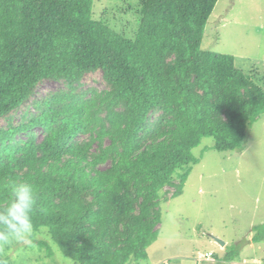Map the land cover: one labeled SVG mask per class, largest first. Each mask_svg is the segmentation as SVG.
<instances>
[{"label":"trees","instance_id":"obj_1","mask_svg":"<svg viewBox=\"0 0 264 264\" xmlns=\"http://www.w3.org/2000/svg\"><path fill=\"white\" fill-rule=\"evenodd\" d=\"M121 1L96 17L95 0H0V207L32 183L34 230L77 264L148 260L162 190L183 192L193 149L242 151L264 114L253 74L202 48L218 0ZM98 73L103 88L86 86ZM46 80L60 87L40 95Z\"/></svg>","mask_w":264,"mask_h":264},{"label":"rangeland","instance_id":"obj_2","mask_svg":"<svg viewBox=\"0 0 264 264\" xmlns=\"http://www.w3.org/2000/svg\"><path fill=\"white\" fill-rule=\"evenodd\" d=\"M120 3L95 0L94 14L99 17L109 10L115 16ZM202 48L233 55L236 65L264 88V0H218ZM100 77L98 73L86 78L85 85L103 88ZM59 87L46 80L39 93ZM213 144V137H204L193 149L198 162L179 196L166 201L169 194L162 190L160 232L148 248L149 259L140 264H218L226 250L238 256L224 264H264V241H252L254 227L264 224V114L251 125L242 151H218ZM42 240L49 246L40 245ZM209 251L213 256L206 258ZM0 252L11 264H77L46 229L34 230L25 241H11Z\"/></svg>","mask_w":264,"mask_h":264},{"label":"clouds","instance_id":"obj_3","mask_svg":"<svg viewBox=\"0 0 264 264\" xmlns=\"http://www.w3.org/2000/svg\"><path fill=\"white\" fill-rule=\"evenodd\" d=\"M37 203L38 194L32 183L22 180L8 186L7 202L0 207V251L11 241H25L33 234ZM0 264H4L3 259Z\"/></svg>","mask_w":264,"mask_h":264},{"label":"built area","instance_id":"obj_4","mask_svg":"<svg viewBox=\"0 0 264 264\" xmlns=\"http://www.w3.org/2000/svg\"><path fill=\"white\" fill-rule=\"evenodd\" d=\"M212 255H213L212 252H208V253L205 254V257H206V258H209V257H211ZM199 260H203V257H202V258H199Z\"/></svg>","mask_w":264,"mask_h":264},{"label":"water","instance_id":"obj_5","mask_svg":"<svg viewBox=\"0 0 264 264\" xmlns=\"http://www.w3.org/2000/svg\"><path fill=\"white\" fill-rule=\"evenodd\" d=\"M216 240L219 242V244H221L222 246H224L226 244V242H224L223 240L216 238Z\"/></svg>","mask_w":264,"mask_h":264}]
</instances>
